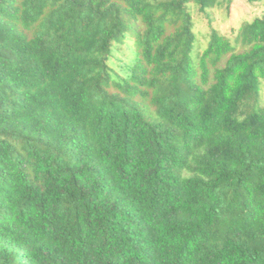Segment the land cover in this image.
<instances>
[{"label":"trees","instance_id":"trees-1","mask_svg":"<svg viewBox=\"0 0 264 264\" xmlns=\"http://www.w3.org/2000/svg\"><path fill=\"white\" fill-rule=\"evenodd\" d=\"M231 2L0 0V264H264V14L194 31Z\"/></svg>","mask_w":264,"mask_h":264},{"label":"rangeland","instance_id":"rangeland-1","mask_svg":"<svg viewBox=\"0 0 264 264\" xmlns=\"http://www.w3.org/2000/svg\"><path fill=\"white\" fill-rule=\"evenodd\" d=\"M192 14L195 21L194 31L197 43L201 48H204L213 28L232 37L233 29L244 19L263 15L264 1L232 0L229 12L226 8H216L209 10L207 15L193 6Z\"/></svg>","mask_w":264,"mask_h":264}]
</instances>
